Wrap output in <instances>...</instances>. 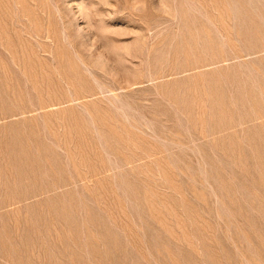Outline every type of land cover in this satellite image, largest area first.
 I'll list each match as a JSON object with an SVG mask.
<instances>
[{
  "label": "rangeland",
  "instance_id": "374dc122",
  "mask_svg": "<svg viewBox=\"0 0 264 264\" xmlns=\"http://www.w3.org/2000/svg\"><path fill=\"white\" fill-rule=\"evenodd\" d=\"M0 264H264V0H0Z\"/></svg>",
  "mask_w": 264,
  "mask_h": 264
}]
</instances>
